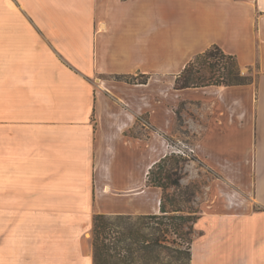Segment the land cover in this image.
<instances>
[{
	"label": "crops",
	"instance_id": "1",
	"mask_svg": "<svg viewBox=\"0 0 264 264\" xmlns=\"http://www.w3.org/2000/svg\"><path fill=\"white\" fill-rule=\"evenodd\" d=\"M213 45L251 80L175 88ZM181 103L209 175L191 264H264V0H0V264H94L96 214L161 212Z\"/></svg>",
	"mask_w": 264,
	"mask_h": 264
},
{
	"label": "rangeland",
	"instance_id": "2",
	"mask_svg": "<svg viewBox=\"0 0 264 264\" xmlns=\"http://www.w3.org/2000/svg\"><path fill=\"white\" fill-rule=\"evenodd\" d=\"M211 61L216 63L217 59L213 58ZM202 73L207 77L211 76L208 70H203ZM242 74L249 75L245 72ZM220 75L219 71H215L213 77L219 79ZM141 79L138 77V80ZM178 113L179 139H174L172 151L159 161L161 162L159 166H154L152 175V170H150L146 180L147 183L152 184L151 181L158 178L157 181L164 183L166 187L165 189L161 187V189L163 193L166 192V205L164 206L168 210V214L183 215L187 219H150L141 218L138 215H130V218H119L110 215L104 220L105 223L97 229L98 234H100V243L106 236L108 237L106 243L109 244L111 253L114 255L109 257V264H191L192 256L190 258L189 253L191 251L192 254L195 224L188 219L191 217L195 220L200 214V201L205 197L209 175L203 169L199 159L189 150L192 141L196 138V131L188 127L186 120L192 116L196 119V112L192 106L181 103ZM168 175L172 179H179V185L171 184V180L167 178ZM177 209L181 210L176 211ZM158 215H162V213L159 212ZM12 216L9 215L11 222L13 221ZM157 221L166 222L169 225L168 227L162 225L163 228L167 227L163 234L158 233L157 228L160 226H157ZM4 222H6V215L0 214V223ZM104 224H107V235L104 231ZM5 232V229L0 228V237ZM88 235L93 244L94 229H91ZM134 236H137V239H134ZM156 236L160 238L159 244L153 243L146 247L147 241L156 238ZM135 248L137 251L131 254V249L136 250Z\"/></svg>",
	"mask_w": 264,
	"mask_h": 264
},
{
	"label": "trees",
	"instance_id": "3",
	"mask_svg": "<svg viewBox=\"0 0 264 264\" xmlns=\"http://www.w3.org/2000/svg\"><path fill=\"white\" fill-rule=\"evenodd\" d=\"M213 58L217 59V62L214 63L211 60ZM209 71L211 73L210 77H207V75L203 74L202 71ZM219 71L221 74L219 79H214V72ZM213 74V75H212ZM127 79L131 82L135 81L137 78L135 77H127ZM148 77L144 76L141 80H137L136 82L145 83L147 82ZM251 80L250 75H243L241 67L239 66L237 57L232 54H227L219 45H213L209 49H207L205 52L197 55L194 60H192L190 63L187 64V66L184 68V70L180 73V75L176 78L175 82V88L177 89H184V88H191V87H201L206 85H238V84H245ZM161 162L157 163L155 166H159ZM153 173V169L151 171V175ZM169 180H171V184L174 186L179 185V179H172L171 176L168 175L167 177ZM151 179V177H150ZM158 178H156L154 181H151L152 184L157 185L159 187H162L165 189V184L157 181ZM166 192L163 193L162 197V205H161V213L162 215L158 214H152V215H145L141 216V218H150V219H162V218H171V219H187L183 215H169L168 210H166V198H165ZM181 209H177L176 211H180ZM117 216L119 218H130V215H112ZM110 217V215L106 214H96L93 219V229L95 233L94 237V264H109V257L113 255L111 253V248H109V244L106 243V240L108 237L106 236L104 240L100 243L99 241V235L98 234V228H100L101 224L105 223L104 220ZM197 219V218H196ZM196 219L190 217V221H193V224H195ZM169 226L168 223L158 222L157 226H160L157 228L159 234H163L166 230V228H163L162 225ZM172 224V223H169ZM107 224H104V231H107ZM104 232V233H105ZM133 234L132 232H130ZM106 235L108 232L105 233ZM155 236V235H154ZM131 237V236H129ZM134 239H137V236H134ZM148 240V239H147ZM160 238L156 236L152 240H148L146 244V247H149L151 244L158 245ZM137 241V240H134ZM154 246V245H153ZM134 248V247H133ZM132 248V249H133ZM131 249V254L135 253L136 250ZM110 250V251H109ZM129 250V249H128ZM135 251V252H134ZM114 256V255H113ZM189 256L191 258L192 254L191 251L189 253ZM149 264V263H147Z\"/></svg>",
	"mask_w": 264,
	"mask_h": 264
}]
</instances>
